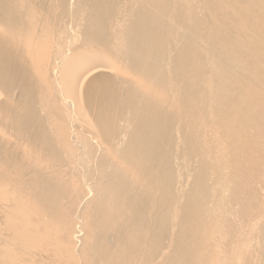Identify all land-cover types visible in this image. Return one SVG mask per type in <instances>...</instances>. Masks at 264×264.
Wrapping results in <instances>:
<instances>
[{
  "label": "bare ground",
  "instance_id": "obj_1",
  "mask_svg": "<svg viewBox=\"0 0 264 264\" xmlns=\"http://www.w3.org/2000/svg\"><path fill=\"white\" fill-rule=\"evenodd\" d=\"M0 264H264V0H0Z\"/></svg>",
  "mask_w": 264,
  "mask_h": 264
}]
</instances>
